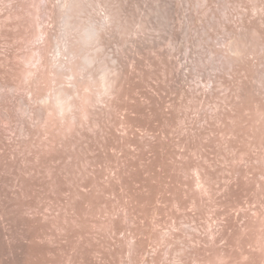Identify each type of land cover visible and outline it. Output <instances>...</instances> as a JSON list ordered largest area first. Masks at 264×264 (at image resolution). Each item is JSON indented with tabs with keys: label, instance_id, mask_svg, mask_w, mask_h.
<instances>
[{
	"label": "rangeland",
	"instance_id": "374dc122",
	"mask_svg": "<svg viewBox=\"0 0 264 264\" xmlns=\"http://www.w3.org/2000/svg\"><path fill=\"white\" fill-rule=\"evenodd\" d=\"M117 9L136 15L125 34L109 27ZM0 14L13 130L19 99L33 115L39 97L76 82L50 83L32 50L86 41L80 55L94 60L79 59L91 81L77 83L72 115L45 108L15 142L57 159L44 174L60 178L51 198L74 264H264V0H0ZM149 34L155 45L137 49ZM7 129L0 118L3 141Z\"/></svg>",
	"mask_w": 264,
	"mask_h": 264
},
{
	"label": "bare ground",
	"instance_id": "6f19581e",
	"mask_svg": "<svg viewBox=\"0 0 264 264\" xmlns=\"http://www.w3.org/2000/svg\"><path fill=\"white\" fill-rule=\"evenodd\" d=\"M57 6L60 10H64L65 2L61 1ZM1 17L2 14H0V38L4 23ZM106 17L109 27L117 26L124 34L131 30L130 25L137 21L136 15L131 18L130 15L125 14L122 18L120 9L114 12L109 11ZM141 21L146 22L144 19ZM156 21L158 28L161 25L162 16H158ZM43 33L45 40L49 41L51 38L49 33L46 30ZM103 33L102 30L89 29L85 34L87 38L101 40ZM156 38V35L149 34L132 42L137 49H143L155 45ZM82 42L70 40L69 44L61 47L57 39L52 38L45 55L43 51L34 49L30 56L31 60L36 62L35 70L45 68L50 83L64 75H70L76 80L72 83L71 94L60 90L39 97L33 115L25 100L19 99L20 113L18 112L14 130L11 127L13 123L11 112L4 108V103L1 101L0 118L4 120L8 128L6 133L9 134L6 141H3L0 135V264H61L63 247H65L68 264H72L77 258L71 240L67 235L63 236L59 230L60 205L54 203L55 198L52 202L51 198V195L57 193L60 188V178L56 175L57 171L48 176L44 174L46 168H57V159L50 158L44 161L38 157L37 150L30 149L28 145L17 146L15 142L24 143L28 139L29 122L35 125L41 124L45 108L50 107L58 118L72 115L76 107L75 99L80 97L77 83L81 82L88 88L91 81L84 72L85 66L82 69L79 65V59L83 56L80 55L84 48L80 46ZM85 43L86 41L83 44ZM91 56H83V59L92 64L94 60ZM80 68L83 70L82 73ZM75 72L77 74H74ZM26 73V80L29 83V80L33 79L30 77L34 71L29 69ZM119 75L117 71L107 82L108 92L114 88ZM4 102L9 103L10 99H4Z\"/></svg>",
	"mask_w": 264,
	"mask_h": 264
}]
</instances>
